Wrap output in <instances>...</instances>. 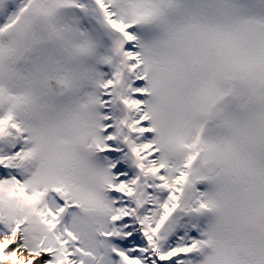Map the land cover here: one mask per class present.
I'll use <instances>...</instances> for the list:
<instances>
[{
  "label": "snow or ice",
  "instance_id": "obj_1",
  "mask_svg": "<svg viewBox=\"0 0 264 264\" xmlns=\"http://www.w3.org/2000/svg\"><path fill=\"white\" fill-rule=\"evenodd\" d=\"M0 264H264V0H0Z\"/></svg>",
  "mask_w": 264,
  "mask_h": 264
}]
</instances>
